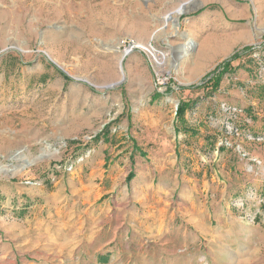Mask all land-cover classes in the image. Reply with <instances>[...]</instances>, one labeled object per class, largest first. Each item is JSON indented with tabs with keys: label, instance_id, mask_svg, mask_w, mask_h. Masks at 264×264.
Instances as JSON below:
<instances>
[{
	"label": "rangeland",
	"instance_id": "rangeland-1",
	"mask_svg": "<svg viewBox=\"0 0 264 264\" xmlns=\"http://www.w3.org/2000/svg\"><path fill=\"white\" fill-rule=\"evenodd\" d=\"M0 264H264V0H0Z\"/></svg>",
	"mask_w": 264,
	"mask_h": 264
},
{
	"label": "bare ground",
	"instance_id": "bare-ground-1",
	"mask_svg": "<svg viewBox=\"0 0 264 264\" xmlns=\"http://www.w3.org/2000/svg\"><path fill=\"white\" fill-rule=\"evenodd\" d=\"M192 2V1H191ZM189 3L190 2H187V3H185V4H183V6L180 8H178L179 10H181V11H186L189 7H188V5H189ZM191 5V4H190ZM193 5V4H192ZM184 7V8H183ZM166 18V17H165ZM170 19V18H169ZM168 22H170L169 20H166V24L168 23ZM261 32H263V31H261ZM261 32H258L257 33V36H259V35H261ZM155 37H156V35H155ZM185 39H186V43H185V45L183 46V52H185L186 53V51L193 45V42H192V40L189 38V36H185ZM142 47V49L143 50H145L147 53H148V55H149V57L152 59V61L157 65V66H159L160 64H161V59L159 58V56H157L156 54H155V51L153 50V48L150 46V47H148V46H141ZM127 53H129V50L127 49L126 51H124V52H122V56L124 57ZM126 57V56H125ZM122 79H124V78H122ZM121 79V80H122ZM120 82V81H119ZM117 84H118V82H117ZM117 84H114V85H111L112 87H114V86H116Z\"/></svg>",
	"mask_w": 264,
	"mask_h": 264
},
{
	"label": "trees",
	"instance_id": "trees-1",
	"mask_svg": "<svg viewBox=\"0 0 264 264\" xmlns=\"http://www.w3.org/2000/svg\"><path fill=\"white\" fill-rule=\"evenodd\" d=\"M218 82H219V78H216V80L214 81V86H217ZM192 106H193L192 104H182L181 103L179 105L178 117L183 116V114L185 113V110L191 108Z\"/></svg>",
	"mask_w": 264,
	"mask_h": 264
},
{
	"label": "crops",
	"instance_id": "crops-1",
	"mask_svg": "<svg viewBox=\"0 0 264 264\" xmlns=\"http://www.w3.org/2000/svg\"><path fill=\"white\" fill-rule=\"evenodd\" d=\"M8 197H11V200H12L13 198H15V195L11 193Z\"/></svg>",
	"mask_w": 264,
	"mask_h": 264
},
{
	"label": "water",
	"instance_id": "water-1",
	"mask_svg": "<svg viewBox=\"0 0 264 264\" xmlns=\"http://www.w3.org/2000/svg\"><path fill=\"white\" fill-rule=\"evenodd\" d=\"M183 6V5H182ZM120 64H121V61H120ZM124 79H122L121 81H123ZM120 81V82H121ZM120 82L117 84V85H119L120 84ZM112 87V86H111ZM111 87H109V88H111ZM108 88V87H107ZM107 88H105V89H107Z\"/></svg>",
	"mask_w": 264,
	"mask_h": 264
}]
</instances>
